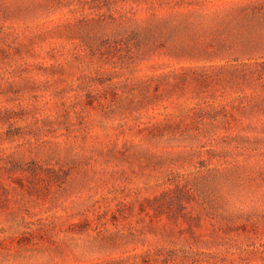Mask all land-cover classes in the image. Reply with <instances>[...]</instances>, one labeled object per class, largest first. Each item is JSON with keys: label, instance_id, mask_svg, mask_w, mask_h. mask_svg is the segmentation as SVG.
Instances as JSON below:
<instances>
[{"label": "rangeland", "instance_id": "rangeland-1", "mask_svg": "<svg viewBox=\"0 0 264 264\" xmlns=\"http://www.w3.org/2000/svg\"><path fill=\"white\" fill-rule=\"evenodd\" d=\"M0 264H264V0H0Z\"/></svg>", "mask_w": 264, "mask_h": 264}]
</instances>
